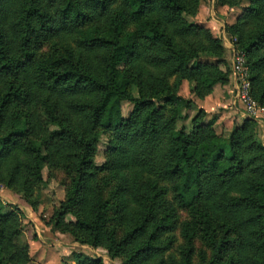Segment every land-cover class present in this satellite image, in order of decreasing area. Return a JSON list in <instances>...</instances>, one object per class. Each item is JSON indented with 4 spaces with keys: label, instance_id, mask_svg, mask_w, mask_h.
Returning a JSON list of instances; mask_svg holds the SVG:
<instances>
[{
    "label": "trees",
    "instance_id": "16d2710c",
    "mask_svg": "<svg viewBox=\"0 0 264 264\" xmlns=\"http://www.w3.org/2000/svg\"><path fill=\"white\" fill-rule=\"evenodd\" d=\"M247 1L228 29L264 106V0ZM193 9L187 0H0V166L11 160L0 183L28 197L40 161L66 157L74 177L53 228L104 247L121 264H264V146L253 121L223 136L198 109L189 130L178 125L192 106L178 94L182 80L198 97L227 80L218 39L182 16ZM124 102L131 105L125 116ZM42 115L59 128L48 134L45 155L36 144L46 142ZM99 131L109 139L97 166ZM101 170L114 180L117 238L107 225ZM178 208L191 219L180 224ZM22 230L19 214L0 205V264L30 262L17 239ZM176 230L182 242L172 251ZM196 237L209 251L197 261Z\"/></svg>",
    "mask_w": 264,
    "mask_h": 264
},
{
    "label": "rangeland",
    "instance_id": "374dc122",
    "mask_svg": "<svg viewBox=\"0 0 264 264\" xmlns=\"http://www.w3.org/2000/svg\"><path fill=\"white\" fill-rule=\"evenodd\" d=\"M230 0H187L193 4L192 12H183L182 16L188 22L199 24L209 30L211 35L218 39L222 47V64L221 68L227 70V80L223 83H216L212 86L211 91L203 97L194 95L190 87L193 85L187 80H182L178 87V94L189 99L192 106L190 109L181 111V119L178 125L184 124L189 130L191 128L190 120L198 109L204 110L207 115L206 119H212L213 128L218 134L227 136L230 131L242 124L246 118L253 121V136L257 142L264 146V106L260 105L251 93L250 69L247 62L246 52L239 47L238 38L228 29L236 21L241 10L246 7L249 2L247 0H238V4L229 5ZM206 23H211L207 27ZM75 45L74 41H70ZM47 43L42 47V51L47 49ZM203 58L213 61L210 55H203ZM132 92L136 95V87L132 86ZM216 95L219 101L217 103L210 99L209 108H213V112L206 111L200 105V101L208 96ZM245 96V100L241 96ZM250 102L252 109L248 107ZM131 109V105L127 102L122 103V113L125 116ZM38 120L43 122V138L46 139L45 144L39 141L42 154L45 155L44 147L49 145L48 134L58 130V126L47 122L42 115ZM42 119V120H41ZM19 128H23V123H19ZM99 137L96 145L94 163L101 165L106 158L107 141L109 139L107 131H99ZM52 151V150H51ZM20 159L27 158L23 152H19ZM11 161V160H10ZM7 160H4L0 166V173L6 175V168L9 166ZM67 158L53 155L51 158L42 160L40 166V181L34 185L28 197L23 192L13 187L5 186L0 183L4 189L0 194V205L2 211L14 210L19 214L22 223V233L18 236V241L24 242L28 246V255L30 262L28 264H76V255L80 259L88 260L99 258L102 264H121V258H111L104 247L92 248L86 243H82L80 239H76L71 231L62 230L61 228H53L51 216L54 209L59 208L67 197L68 191L74 177V169L70 165H66ZM113 178L106 172H99L98 183L101 194L106 202L107 209V225L115 230V238L119 237L122 229L116 224L111 204V189L113 187ZM16 186L19 187V181ZM99 189V191H100ZM10 193L16 194V198H20L22 205L13 203L9 197ZM109 207V208H108ZM178 220L182 222L191 219V213L188 208H178ZM65 220L67 222L74 221L71 214H67ZM176 239L172 246L174 251L177 245L182 242V237L178 230L175 232ZM194 260L197 261L200 256L206 257L209 253L208 249L202 244L198 237L194 238Z\"/></svg>",
    "mask_w": 264,
    "mask_h": 264
},
{
    "label": "crops",
    "instance_id": "0c3cea01",
    "mask_svg": "<svg viewBox=\"0 0 264 264\" xmlns=\"http://www.w3.org/2000/svg\"><path fill=\"white\" fill-rule=\"evenodd\" d=\"M209 24H211V23H206V25H207V27L209 26ZM211 97H212V100H213V102L215 101L216 103H217V105L219 104V101H218V98H217V96L216 95H214V96H208V97H206L205 99H203V100H201L200 101V105H201V107H203L206 111H208V112H213L214 111V109L213 108H209L208 107V105L209 104H211L210 103V99H211ZM219 106V105H218ZM16 194H14V193H10V195H9V197H10V199H11V201L13 202V203H18L19 205H22V202H21V199L20 198H16ZM18 197V196H17Z\"/></svg>",
    "mask_w": 264,
    "mask_h": 264
},
{
    "label": "built area",
    "instance_id": "2783aa9c",
    "mask_svg": "<svg viewBox=\"0 0 264 264\" xmlns=\"http://www.w3.org/2000/svg\"><path fill=\"white\" fill-rule=\"evenodd\" d=\"M241 99H242V100H245V96L242 95V96H241ZM248 107H249L250 109H252V106H251L250 102H248ZM3 189H4V187L0 184V192H1V190H3ZM0 196H1V194H0Z\"/></svg>",
    "mask_w": 264,
    "mask_h": 264
}]
</instances>
